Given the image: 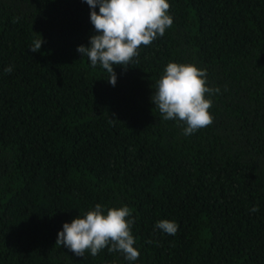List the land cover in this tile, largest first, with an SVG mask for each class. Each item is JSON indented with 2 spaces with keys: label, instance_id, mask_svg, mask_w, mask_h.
Instances as JSON below:
<instances>
[{
  "label": "trees",
  "instance_id": "obj_1",
  "mask_svg": "<svg viewBox=\"0 0 264 264\" xmlns=\"http://www.w3.org/2000/svg\"><path fill=\"white\" fill-rule=\"evenodd\" d=\"M168 2L173 25L113 86L77 51L85 0H0V264H264V0ZM169 62L220 89L191 135L151 101ZM97 203L132 209L136 261L55 244Z\"/></svg>",
  "mask_w": 264,
  "mask_h": 264
},
{
  "label": "clouds",
  "instance_id": "obj_2",
  "mask_svg": "<svg viewBox=\"0 0 264 264\" xmlns=\"http://www.w3.org/2000/svg\"><path fill=\"white\" fill-rule=\"evenodd\" d=\"M89 5L90 21L95 34L89 45H79L77 51L87 56L93 67L101 66L114 86L117 74L113 66L127 68L139 56L141 46L147 47L173 25L169 14L168 0H85ZM99 11H96V8ZM43 38L33 40L32 52L41 49ZM12 66L4 69L12 72ZM220 89L207 84V70L191 63L169 62L164 74L156 82L151 101L164 120L182 122L184 135L208 127L213 123L209 109L213 106L211 95ZM251 212L259 211L253 206ZM132 209L128 206L106 207L97 203L83 216L65 222L58 232L55 244L69 249L77 256L85 252L95 257L107 248L109 253H122L126 260L136 261L139 250L134 247L136 239L132 233L134 224ZM156 228L175 235L179 225L174 220L157 221Z\"/></svg>",
  "mask_w": 264,
  "mask_h": 264
}]
</instances>
